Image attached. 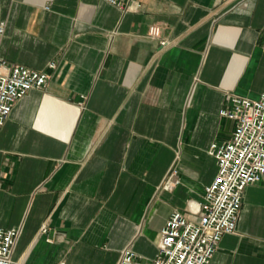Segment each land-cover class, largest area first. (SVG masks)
Returning a JSON list of instances; mask_svg holds the SVG:
<instances>
[{
    "label": "crops",
    "instance_id": "0c3cea01",
    "mask_svg": "<svg viewBox=\"0 0 264 264\" xmlns=\"http://www.w3.org/2000/svg\"><path fill=\"white\" fill-rule=\"evenodd\" d=\"M2 24L0 72L50 76L0 127L14 259L117 264L127 247L155 258L175 210L199 218L189 202L218 172L208 149L236 126L220 111L264 93V0H0ZM209 264H264V178Z\"/></svg>",
    "mask_w": 264,
    "mask_h": 264
},
{
    "label": "built area",
    "instance_id": "2783aa9c",
    "mask_svg": "<svg viewBox=\"0 0 264 264\" xmlns=\"http://www.w3.org/2000/svg\"><path fill=\"white\" fill-rule=\"evenodd\" d=\"M105 1L120 9L129 2ZM3 31L2 24L0 32ZM148 34L158 39L161 29L152 25ZM166 44L161 41L162 46ZM50 67L56 66L52 63ZM49 77L47 73L22 65L14 66L7 73L0 72V127L6 123L17 102L30 91L45 88ZM220 114L233 119L236 126L228 141L214 142L208 149L217 161L218 172L206 187L204 201L189 202L191 211L199 215L198 220H190L183 212L175 210L161 230L155 258L144 259L127 247L117 264H209L222 238L237 231L246 188L264 178V93L257 100L234 96L231 106L223 108ZM175 174L169 179V188L174 186L171 181ZM20 235L19 227L0 228V264H22L13 257Z\"/></svg>",
    "mask_w": 264,
    "mask_h": 264
},
{
    "label": "bare ground",
    "instance_id": "6f19581e",
    "mask_svg": "<svg viewBox=\"0 0 264 264\" xmlns=\"http://www.w3.org/2000/svg\"><path fill=\"white\" fill-rule=\"evenodd\" d=\"M177 183V181H176V179L175 178H173V180L171 181V184L173 185V184H176ZM167 184V183H166ZM166 187V186H165Z\"/></svg>",
    "mask_w": 264,
    "mask_h": 264
}]
</instances>
